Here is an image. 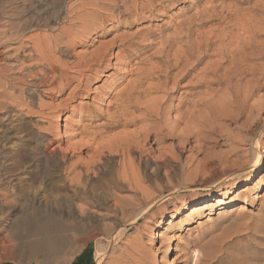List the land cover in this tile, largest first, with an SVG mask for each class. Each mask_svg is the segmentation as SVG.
Returning <instances> with one entry per match:
<instances>
[{"label": "bare ground", "instance_id": "6f19581e", "mask_svg": "<svg viewBox=\"0 0 264 264\" xmlns=\"http://www.w3.org/2000/svg\"><path fill=\"white\" fill-rule=\"evenodd\" d=\"M171 1L54 0L49 11L44 6V0H40L34 13L25 10L15 22L10 21L9 24L0 19V126H4L0 130V144L21 118L37 121L32 132L42 141H48L40 153L46 171L34 178V183L40 184L29 196L31 204L42 201L38 197L41 188L51 182L54 172L58 171L63 179L61 187L55 188L57 191L72 193V197L79 201L92 204L98 196L89 190L92 189L90 186L99 182L98 179L107 176L113 178V171L106 166L110 164L117 167V190L130 195H115L114 198V217L131 218L123 226L121 236L126 234L127 226L133 229V225L140 218L148 217L150 209L157 205L153 190L174 191L182 188L173 185V178L180 170L184 187L189 186V182L199 181L213 190L191 205L212 201L213 192L228 185H232L233 189L241 187L240 181L249 174L245 163L251 169L257 167L255 173L263 170L264 166L259 162L262 143L256 139L257 148H253L251 159H247L246 146H252L254 139L246 134L264 116V105L251 103L264 91V40L259 39L264 18L253 15L247 24H242V20L240 24L246 26H242L245 28L244 34H227L229 42L224 45L223 40L222 45L218 44L219 47L215 49L205 42L200 29L209 23L208 18H212L217 0H201V3L210 5L207 11L197 13L199 18L191 17L179 24L176 38L169 37L162 42L163 48L158 50V57H154L158 59L156 64L138 71L133 68L128 70L123 82L109 93L107 110L91 111L87 109L89 106H82V111L87 110L83 116L86 115L89 124L82 127L79 134L91 137L90 140L77 145L69 142L65 148L62 146L64 144L52 148L62 141L51 134L54 119L66 112L76 113L73 104L79 95L93 94L92 85L101 80L106 70L126 64L124 60L132 58V55L139 58L154 46L148 41L156 39V34L149 29L129 34L125 31L120 33L118 27L133 26L154 14L166 15ZM6 3L0 0V18ZM47 15L50 17H45ZM111 23L118 25L115 35L101 42L114 32L113 28L108 29ZM40 29L46 32L51 30L52 33L28 36V33ZM93 33L98 36L99 41H95L100 45L92 52L74 55L72 45L75 40L86 42V38ZM195 35L197 38L193 39ZM85 45L89 46L87 42ZM136 45L143 47L144 51L128 53ZM116 48L118 52L115 55ZM212 51L216 52L218 58L210 60ZM56 54L69 56L73 60L63 62ZM132 63L128 62L127 67H131ZM179 93L180 97L177 96ZM44 98L51 103L44 102ZM60 98V103L55 104ZM263 100L264 94L260 97V103ZM218 101L222 105V101H225L227 107L221 108ZM34 106L37 112H33ZM242 119L246 120L238 125L237 132L221 125L224 120L237 124ZM96 121L99 123L93 126ZM42 124H47L49 128L42 127ZM102 129L105 133L121 130L115 136L110 135V138H101L97 142L102 137V132L98 130ZM222 132L226 133L230 147L223 155L216 152V148L208 147L212 139ZM84 153L85 158L81 156ZM75 158L76 162L72 163ZM2 174L0 187L11 185L9 189L2 188L5 192H0V198L8 204L16 199V185L21 184L20 191L23 192L28 180L33 179L25 177V170L12 180ZM245 181L243 185L248 183ZM50 186L54 188V185ZM72 197L63 194L60 200L72 202L73 210L46 213L42 217L41 227L44 231H57V235H62L53 239L67 241L66 235L73 230L69 220L76 213L83 217L90 211V207L77 205V208ZM167 197L162 196L160 201ZM131 205H138L140 209L132 213L129 210ZM198 207L202 206H195L192 213L204 209ZM183 210H187V205L184 204ZM175 211L180 213L177 206ZM44 238L34 246L44 248L47 245ZM106 253V248L97 249V264H103Z\"/></svg>", "mask_w": 264, "mask_h": 264}, {"label": "rangeland", "instance_id": "374dc122", "mask_svg": "<svg viewBox=\"0 0 264 264\" xmlns=\"http://www.w3.org/2000/svg\"><path fill=\"white\" fill-rule=\"evenodd\" d=\"M39 1L4 0L7 3L0 19L6 22L5 24H9L10 21L15 22L20 13L25 12V10L34 13L35 8L39 7ZM53 2L54 0H44V6L51 11ZM169 6L166 15L154 14L150 18L136 22L133 26L118 27L120 33L125 31L129 34L149 29L156 34V39L148 41L154 46L139 58H137V55H132V58L124 60L126 64L118 67L113 66L112 69L106 70L101 80L97 81L98 83L95 81L96 83L92 85L93 94L81 93L82 95H79L73 104L76 113L66 112L61 114L59 118L54 119L51 134L57 137V140L62 141L55 143L52 148L61 144H64L62 146L65 148L69 142L77 145L87 142L89 138L91 139V137L79 134L81 128L89 124L86 121V115L83 116V112L85 113L87 110L82 111V106H89L87 109L91 111L107 110L109 93L116 85L123 82L124 74L132 68L138 71L140 68L147 69L151 67V64H156L158 59L154 57H158V50L163 48L162 42L169 37L176 38V34L180 30L179 24L191 19V17L197 16L199 18L200 16L196 14L202 11L204 13L209 8L207 6L210 5L204 2L201 3V0H173L169 3ZM212 11V18H208L209 23L200 29V33L205 42L212 44L213 48L216 49L222 45L223 40L224 45L229 42L227 41L229 39L226 38L230 33L243 35L245 32L243 27L246 26L242 24H247V20L249 21L251 16L264 18V0H217ZM144 13H147V11ZM48 16L50 17V15L45 17L48 18ZM237 19L241 20V22L238 20L239 24H237ZM117 26V24H109L108 29L113 28L114 32L103 38L101 42L110 40L115 35ZM261 26L260 37H262H259V39L264 40V22ZM168 27H171V29L167 30ZM52 30L56 32L55 29ZM50 32L52 33L51 30L46 32L45 29L34 30L28 33V36ZM97 37L93 33L92 36L86 38L89 46L85 45L86 42L75 40V44L72 45L73 54L92 52L96 46L100 45L95 41L98 40ZM194 38H197V35ZM134 50H136L135 53L144 51L143 47L136 45L128 53L134 54ZM117 52L118 48L115 49V55ZM211 53L213 56L210 60L218 58L215 51ZM56 55L63 62L73 60L69 56ZM130 61L133 62L132 66L134 65V67H127V63ZM113 62L116 63V59ZM263 94L264 91L258 94L251 103L256 104L257 102L258 105H264V100L262 103L259 101ZM177 96L180 97L181 93ZM61 100V98L56 100L55 104H59ZM43 101L51 103L47 98H44ZM218 102L217 104L221 108L225 109L224 107H227L225 101H222L223 105L220 101ZM176 104H178V101ZM34 107L32 108L33 112H37V107ZM30 116L36 117L37 115L31 114ZM245 120L242 119L237 124L224 120L221 125L237 132L238 125ZM36 123L37 121L21 118L0 144V174L4 173L2 175L5 178L12 180L25 170L27 173L25 177L33 178L28 180L23 192L20 191L21 184L14 182L17 184L15 201L8 204L0 198V264H73L86 249H89V253L92 255V262L89 264H97V249L103 250L105 248L107 253L103 264H264V167L259 173H255L257 167L251 169L249 168L250 165L245 163L249 174L244 179L248 183L243 185L245 180L242 179L240 181L242 186L238 189H233L232 185L219 190L214 189L216 191L213 192V200L198 205H191V203L208 196L213 190L199 181L189 182L187 183L189 186L184 187L185 182L180 170L177 173L178 175L173 178V185L182 186V188L174 191L172 189L166 191L153 190L157 205L150 209V215L140 218L133 225V229H131L132 226H127L126 234L120 236L123 226L125 223H129L131 218L114 217V202L116 201L114 198L115 195H120V197L130 195L117 190L115 179L117 167L114 168L110 164L106 166L113 171V178L107 176V178L98 179L99 182L91 184L90 188L92 189L89 190L94 192L98 198L90 205H87L85 201L82 202L72 197V193L59 192L55 189L62 185L61 180L63 177L61 178V172L59 171H52L55 173L52 176L53 180L41 188V192L38 194L39 199H42L40 203L33 205L28 201L29 196L39 188L40 183H34V178L46 171V167L40 159V153L48 141H42L32 132L33 125ZM98 123L96 121L93 126ZM41 126L49 128L47 124ZM2 128L4 126H0V130ZM119 130L114 131L115 133H105L103 129L98 130L100 133L102 132V137L97 139V142H100L101 138L107 139L111 137L110 135L115 136ZM226 136V133L222 132L220 136L212 139L208 147L216 148L214 150L219 154H225L230 149ZM246 136L254 139L252 146H250L251 144L246 146L247 159H251L253 148H257L256 143L260 140L262 147L259 149L261 156L259 162L264 166V116L262 120L257 121L249 129ZM81 156L85 158L86 153ZM187 156H184L183 160ZM76 160L77 158L71 162H76ZM51 184L54 185V188L50 186ZM9 187L11 185L5 184L0 187V192H5L2 188L9 189ZM63 194L75 199L73 202L76 207L77 205H81L82 208L90 207V211L85 216L79 217L76 213L69 220V225L73 230L68 233L69 235H66L68 236L67 241L59 240V238L53 239V237L62 235H57L55 233L57 231H44L41 227L43 224L42 217L46 213H57L61 210L70 212L73 210L72 202L60 200ZM162 196L168 197L160 201ZM184 204L187 205V210H183ZM176 206L180 210L179 214L175 211ZM195 206H202L204 209L198 207L200 209L198 213H192ZM138 209H140L138 205L129 207L132 213L137 212ZM112 236L113 239H111ZM42 237H45L47 245L44 248H36L34 244ZM109 240L111 241L109 242Z\"/></svg>", "mask_w": 264, "mask_h": 264}, {"label": "trees", "instance_id": "16d2710c", "mask_svg": "<svg viewBox=\"0 0 264 264\" xmlns=\"http://www.w3.org/2000/svg\"><path fill=\"white\" fill-rule=\"evenodd\" d=\"M89 249H86L82 255H80L73 264H89L92 262V255L89 253Z\"/></svg>", "mask_w": 264, "mask_h": 264}]
</instances>
